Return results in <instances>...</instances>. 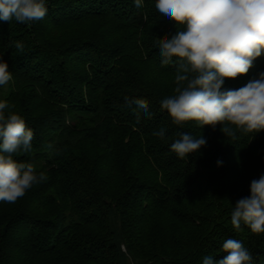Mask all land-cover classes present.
<instances>
[{
	"label": "trees",
	"instance_id": "obj_1",
	"mask_svg": "<svg viewBox=\"0 0 264 264\" xmlns=\"http://www.w3.org/2000/svg\"><path fill=\"white\" fill-rule=\"evenodd\" d=\"M155 3L47 0L41 21L0 20V56L13 75L0 101L34 131L33 151L15 158L48 177L16 205L0 201V264H131L129 255L134 264H202L207 255L224 258L228 238L264 264V233L231 225L234 204L264 174V130L232 141L219 124L171 123L159 102L175 94L177 64L161 66L156 40L177 25ZM261 72L264 52L222 90ZM125 96L146 99L152 118L141 113L138 123ZM159 127L168 129L166 140L152 135ZM177 131L202 135L207 145L180 159L170 150ZM168 210L184 232L139 251L134 224L154 225Z\"/></svg>",
	"mask_w": 264,
	"mask_h": 264
},
{
	"label": "clouds",
	"instance_id": "obj_2",
	"mask_svg": "<svg viewBox=\"0 0 264 264\" xmlns=\"http://www.w3.org/2000/svg\"><path fill=\"white\" fill-rule=\"evenodd\" d=\"M134 5L142 8L144 0H134ZM155 9L177 25L174 34L156 40L161 66L177 64L175 94L159 102L171 123L179 129L188 121L200 129L219 124L232 141L237 140V132L264 130V72L239 89L222 90L226 79L246 74L264 52V0H156ZM47 11V0H0V20L5 22L31 24L43 20ZM14 46L24 52L23 42L16 41ZM12 79L0 56V86ZM124 100L129 106L136 105L138 123L141 113L152 118L146 99L125 96ZM13 107L0 101V201L9 204L48 179L45 172L37 173L32 163L15 158L33 151L34 131ZM167 132L159 127L152 135L166 140ZM175 135L170 150L180 159L207 145L202 135L186 131ZM231 225L236 231L244 225L254 234L264 233V174L251 181L250 196L234 204ZM221 251L224 258L207 255L202 264H253L252 253L239 240H224Z\"/></svg>",
	"mask_w": 264,
	"mask_h": 264
},
{
	"label": "rangeland",
	"instance_id": "obj_3",
	"mask_svg": "<svg viewBox=\"0 0 264 264\" xmlns=\"http://www.w3.org/2000/svg\"><path fill=\"white\" fill-rule=\"evenodd\" d=\"M21 201V200H20ZM16 201L13 204H8V208L16 205L18 202ZM182 209H179V212H181ZM158 222L154 225L150 224V226H145V223L139 222L137 225L134 224L133 232L141 231V233L144 235V231H146V240L141 237L142 234L134 233V239L131 241H134L136 244L137 249L140 250H149L151 242H159L161 239L169 237V236H175L177 237L179 234H182L184 232V228L180 227V224L177 222L175 218L171 216L170 210L168 212H162L158 216ZM152 230L150 234L147 235V231ZM179 243H182V239L179 240ZM122 250L124 253H129L127 250V247L123 245ZM129 263L134 264V259L129 255Z\"/></svg>",
	"mask_w": 264,
	"mask_h": 264
}]
</instances>
